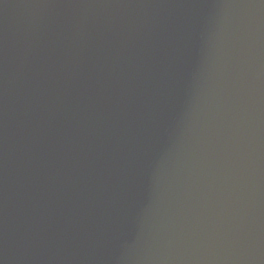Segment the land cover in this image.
<instances>
[{
	"label": "water",
	"instance_id": "1",
	"mask_svg": "<svg viewBox=\"0 0 264 264\" xmlns=\"http://www.w3.org/2000/svg\"><path fill=\"white\" fill-rule=\"evenodd\" d=\"M0 264H264V0H0Z\"/></svg>",
	"mask_w": 264,
	"mask_h": 264
}]
</instances>
